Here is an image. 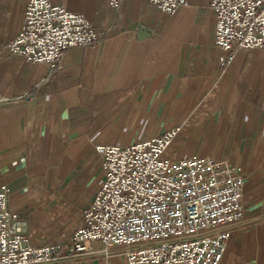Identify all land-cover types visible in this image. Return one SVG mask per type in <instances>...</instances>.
Instances as JSON below:
<instances>
[{
	"label": "crops",
	"instance_id": "1",
	"mask_svg": "<svg viewBox=\"0 0 264 264\" xmlns=\"http://www.w3.org/2000/svg\"><path fill=\"white\" fill-rule=\"evenodd\" d=\"M29 0H0V186L36 245L61 244L85 223L106 178L98 143L130 145L180 127L165 155L214 157L245 179L243 220L221 264H264V46L223 72L211 0L175 13L149 0H51L100 34L57 68L12 53ZM59 263L127 264L125 249L88 242Z\"/></svg>",
	"mask_w": 264,
	"mask_h": 264
},
{
	"label": "built area",
	"instance_id": "2",
	"mask_svg": "<svg viewBox=\"0 0 264 264\" xmlns=\"http://www.w3.org/2000/svg\"><path fill=\"white\" fill-rule=\"evenodd\" d=\"M123 0H109L118 7ZM169 14L189 0H149ZM224 72L242 49L264 46V0H211ZM83 14L51 0H29L21 31L7 48L57 68L65 51L99 41ZM4 97H0V102ZM180 130L130 145L98 143L106 178L65 249L31 242L26 222L0 186V264L59 263L85 254L88 242L124 247L127 264H221L232 226L244 216L245 179L223 159L165 155Z\"/></svg>",
	"mask_w": 264,
	"mask_h": 264
}]
</instances>
